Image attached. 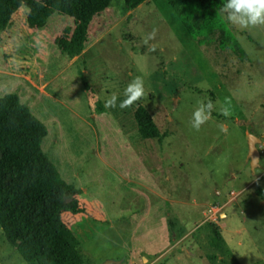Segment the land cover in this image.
Here are the masks:
<instances>
[{"label":"rangeland","instance_id":"rangeland-1","mask_svg":"<svg viewBox=\"0 0 264 264\" xmlns=\"http://www.w3.org/2000/svg\"><path fill=\"white\" fill-rule=\"evenodd\" d=\"M128 13L112 23L100 17L101 32L63 72L73 58L53 38L70 18L54 13L29 28L24 6L13 14L0 33V97L16 94L47 129L39 144L22 147L18 168L45 194L62 191L59 184L76 191L61 216L89 264H144L143 248L157 250L148 264H264V199L254 192L256 179L264 191V24L241 28L219 12L240 53L215 40L198 44L154 0L138 4L127 23ZM136 77L145 94L121 109ZM113 96L117 106L97 112ZM209 101L210 118L193 128L192 113ZM137 104L159 138L139 136L130 113ZM248 133L260 139L254 175ZM191 198L210 203L186 222L181 200ZM211 222L233 256L212 245L203 226ZM0 264H28L1 228Z\"/></svg>","mask_w":264,"mask_h":264},{"label":"trees","instance_id":"trees-1","mask_svg":"<svg viewBox=\"0 0 264 264\" xmlns=\"http://www.w3.org/2000/svg\"><path fill=\"white\" fill-rule=\"evenodd\" d=\"M143 1L145 0H0V33L11 25L13 14L21 6L26 8L25 23L29 28L44 27L54 13L67 16L72 22L54 36L53 44L69 61L82 54L101 32L102 28L98 26L100 17L108 14L111 16L108 22L112 23L121 16L123 10L129 11L126 15L128 23L131 11ZM154 1L168 6L178 19L177 25L183 27L198 44L215 40L221 47L243 53L219 15L221 0ZM112 10L121 12L115 17ZM133 118L139 136L160 137L157 125L142 104L136 105ZM46 133L45 125L26 104L20 102L16 94L9 93L0 97V228L6 242L28 264H89L81 257L75 234L61 216L64 210H69L67 200L76 191L67 184H59L64 186L62 191L57 187L59 192L45 194L18 168L22 147L25 144H39ZM254 192L264 199L259 179L255 180ZM212 225L214 223L211 222L203 226L211 237L212 245L215 249H220L225 245L220 233ZM217 256L219 255H216V259ZM231 256L233 253L227 248L225 258ZM209 257L215 258L214 255Z\"/></svg>","mask_w":264,"mask_h":264},{"label":"clouds","instance_id":"clouds-1","mask_svg":"<svg viewBox=\"0 0 264 264\" xmlns=\"http://www.w3.org/2000/svg\"><path fill=\"white\" fill-rule=\"evenodd\" d=\"M219 12L231 25L247 28L264 24V0H221ZM145 94L144 80L134 78L124 90V99L119 102L121 109L128 107ZM115 96L105 101V107H116ZM213 104L211 101L201 104L192 113L191 124L195 129L205 123L211 116Z\"/></svg>","mask_w":264,"mask_h":264},{"label":"crops","instance_id":"crops-1","mask_svg":"<svg viewBox=\"0 0 264 264\" xmlns=\"http://www.w3.org/2000/svg\"><path fill=\"white\" fill-rule=\"evenodd\" d=\"M78 60V56H75V57H73V60H70V62H68L67 64H66V66H64V68H62L60 71H58V72H63V71H66L67 69H69L70 68V66H72L73 64H75L76 63V61ZM59 75H60V73H59ZM81 76H82V74H81ZM58 77V74H54L51 78H49V80H48V83L49 84H47V88H49L50 87V85H51V83L56 79ZM83 78V83H84V85L86 86V83H87V80L84 78V77H82ZM84 86V87H85ZM48 93V92H47ZM52 93H54V96L53 97H55V95H56V97H55V101L57 100V102H61L64 106H66V107H68L71 111H73L74 113H78L79 114V112L76 110V108H74L72 105H70L69 104V102H67L64 98H62V97H60L58 94H56L55 92H52ZM52 93H49V95H53ZM44 95V94H43ZM48 95V94H47ZM47 95H45L46 96V98H47ZM98 99H100L98 96H97V98H93V101H94V103L95 102H97V101H100V100H98ZM54 100H52V101H54ZM102 109H101V111H97V112H99V113H102V114H106V113H109V109L107 108V107H105V105L104 104H102ZM94 107H95V104H94ZM96 108H97V110L99 109L98 108V106L96 105ZM92 111H94L95 113H96V111H95V109L93 108V110ZM123 112V111H122ZM130 113L132 114V116H133V111L132 110H130ZM119 114H121V113H119ZM123 114H124V112H123ZM164 197V196H163ZM165 198V197H164ZM177 200H179V199H177ZM209 203H210V201H198L196 198H191V199H189V201H186V200H184V201H182L181 200V207L183 206V207H186L187 208V211L185 212V214H184V216H185V219L187 220L186 222H188V221H194L196 218H198V215L200 214V212L198 211L199 209H203V208H205L207 205H209ZM141 250V252H142V257H144V258H146L147 259V262L146 263H144V264H148L150 261V258L151 259H153L155 256H153V253L155 252V251H157V250H153V248H151L150 250H149V248H148V250L147 249H145V248H143V249H140ZM158 251H160V248H158ZM158 257V256H157Z\"/></svg>","mask_w":264,"mask_h":264},{"label":"water","instance_id":"water-1","mask_svg":"<svg viewBox=\"0 0 264 264\" xmlns=\"http://www.w3.org/2000/svg\"><path fill=\"white\" fill-rule=\"evenodd\" d=\"M260 139L255 136L252 133H248V138H247V145H248V152H247V159L249 163V167L252 171V174L254 175L255 173V168L259 167V157H260V152L259 149L256 146V142H258Z\"/></svg>","mask_w":264,"mask_h":264}]
</instances>
